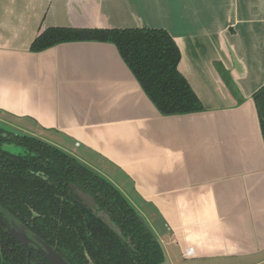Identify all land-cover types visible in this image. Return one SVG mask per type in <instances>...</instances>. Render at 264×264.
<instances>
[{
  "label": "crops",
  "instance_id": "0c3cea01",
  "mask_svg": "<svg viewBox=\"0 0 264 264\" xmlns=\"http://www.w3.org/2000/svg\"><path fill=\"white\" fill-rule=\"evenodd\" d=\"M48 27L166 29L203 110L161 114L111 42L31 51ZM263 84L264 0H0V123L109 180L168 264H264Z\"/></svg>",
  "mask_w": 264,
  "mask_h": 264
},
{
  "label": "trees",
  "instance_id": "16d2710c",
  "mask_svg": "<svg viewBox=\"0 0 264 264\" xmlns=\"http://www.w3.org/2000/svg\"><path fill=\"white\" fill-rule=\"evenodd\" d=\"M75 40L108 41L117 47L147 97L163 115L190 113L203 106L177 65L181 54L164 28L48 27L30 45L41 51ZM264 142V84L253 94ZM1 132L7 133L2 137ZM13 142L24 149L1 148ZM69 184L90 193L119 232L75 199ZM0 207L31 231L57 245L71 264H162L163 249L138 211L106 178L43 141L0 127ZM151 229V228H150ZM86 254V256H85ZM19 262V261H18Z\"/></svg>",
  "mask_w": 264,
  "mask_h": 264
},
{
  "label": "flooded vegetation",
  "instance_id": "af4514ba",
  "mask_svg": "<svg viewBox=\"0 0 264 264\" xmlns=\"http://www.w3.org/2000/svg\"><path fill=\"white\" fill-rule=\"evenodd\" d=\"M5 129L9 132H13L14 134L29 135L26 133H21L17 130H10L7 128H5ZM6 134L7 133H5V132H1L2 137L6 136ZM29 136H33V135H29ZM33 137H36V136H33ZM36 138H38V137H36ZM43 141H45V140H43ZM6 143H13V142H3L1 144V148H3L4 150H6V149L3 146ZM23 152H24V149H23ZM23 152H21V153H23ZM69 186H70V189L72 190V192L74 193V195L76 197L75 200L77 202H79L86 209H90L95 216L99 217L102 221L106 222L104 220V218L98 214L99 211H104L110 220L108 213L103 208L98 206L95 199L93 198V196L90 193L83 191L82 189H80L76 185L69 184ZM75 187L78 190H80V192L90 194L91 199H92L93 203L96 205V207L95 208L92 207L88 202L84 201L81 197L77 196L76 192L74 190ZM16 224L23 227V229H24L23 236L20 235V232L18 231L17 227H15ZM112 228H114V227L112 226ZM114 230H115V228H114ZM156 239H157V237H156ZM41 242L45 243L47 246L52 248L56 253H58L67 264H71L65 258L63 253L57 249L58 247L55 243H52L51 241H48V240L44 239L43 237H41L40 235H38L37 233L31 231V229H29L25 223L21 222L19 219H17L11 213H7L6 211H4L0 207V264H53L41 252V250H44V246L42 245ZM160 245H161V243H160ZM161 247H162V245H161ZM162 249H163V247H162ZM163 252H164V250H163ZM85 256H86V254H85ZM164 256H165V253H164ZM89 264H91V261H89ZM162 264H168L166 261V258L164 259V262Z\"/></svg>",
  "mask_w": 264,
  "mask_h": 264
},
{
  "label": "rangeland",
  "instance_id": "374dc122",
  "mask_svg": "<svg viewBox=\"0 0 264 264\" xmlns=\"http://www.w3.org/2000/svg\"><path fill=\"white\" fill-rule=\"evenodd\" d=\"M0 126L4 127V128H7V129H10V130H16V128L14 129L11 125H8V124L0 123ZM17 131H19L21 133H24L20 129H17ZM3 147L6 150H8V151H10L12 153H21V152H23V148L21 146H19V145L14 144V143H6ZM74 190H75V192H77L81 196V198L84 201L88 202L92 207H94V208L96 207V205L93 203L92 199L90 198V196L88 194L80 192V190H78L76 187L74 188ZM138 213L141 214L140 212H138ZM98 214L101 215L104 218V220L106 222H108L110 225H112L115 229L117 228L116 225L113 224L109 220L108 216L106 215V213L104 211H99ZM141 215H143V214H141ZM143 218H145V217H143ZM145 221L148 224V226L151 228V226L148 223V221L146 220V218H145ZM230 263H232V262L231 261H226V260L189 261V260H185V259H182V258H178L177 263H174V264H230Z\"/></svg>",
  "mask_w": 264,
  "mask_h": 264
},
{
  "label": "water",
  "instance_id": "95a60500",
  "mask_svg": "<svg viewBox=\"0 0 264 264\" xmlns=\"http://www.w3.org/2000/svg\"><path fill=\"white\" fill-rule=\"evenodd\" d=\"M87 194V193H86ZM76 195L81 197L77 192ZM90 196V194H88ZM91 198V196H90ZM138 220L139 222L143 225V227L147 230L150 231V227L148 226V224L146 223L145 219L141 216V214H138ZM109 226L112 227V225H110L108 222H106ZM15 227H17L18 231L20 232V235L23 236V227L19 226V225H15ZM117 232H119L118 228L115 229ZM156 239V237L154 238ZM42 245L44 246V250H41V252L53 263V264H67L63 258L56 253L52 248H50L49 246H47L45 243L41 242Z\"/></svg>",
  "mask_w": 264,
  "mask_h": 264
}]
</instances>
